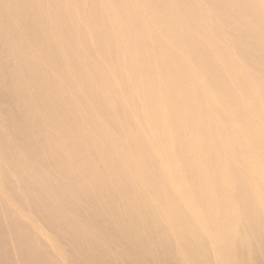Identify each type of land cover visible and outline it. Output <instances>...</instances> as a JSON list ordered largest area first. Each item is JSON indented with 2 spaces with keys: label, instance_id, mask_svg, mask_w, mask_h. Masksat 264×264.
I'll use <instances>...</instances> for the list:
<instances>
[{
  "label": "bare ground",
  "instance_id": "obj_1",
  "mask_svg": "<svg viewBox=\"0 0 264 264\" xmlns=\"http://www.w3.org/2000/svg\"><path fill=\"white\" fill-rule=\"evenodd\" d=\"M249 233L264 0H0V264H241Z\"/></svg>",
  "mask_w": 264,
  "mask_h": 264
},
{
  "label": "rangeland",
  "instance_id": "obj_2",
  "mask_svg": "<svg viewBox=\"0 0 264 264\" xmlns=\"http://www.w3.org/2000/svg\"><path fill=\"white\" fill-rule=\"evenodd\" d=\"M13 68V67H12ZM6 83L10 82V78L7 76L6 78ZM20 121H21V117H20ZM249 236L251 238L250 244L249 246L245 247L244 249H236L237 250V256L238 260L241 261V264L244 258L248 257V254L251 253V258L252 261L248 264H264V237L263 236H259L257 234H254L252 236V234L249 233ZM207 241V239H206ZM212 243L207 241V245L210 247H205V250L209 253L210 257H207V259H209V261L211 260L212 264H220L218 261V258L214 256V254L216 253V250H214V253L212 252V247L211 245H209ZM179 248L180 245H179ZM238 264V263H237Z\"/></svg>",
  "mask_w": 264,
  "mask_h": 264
}]
</instances>
